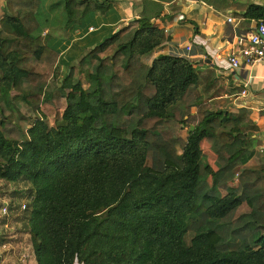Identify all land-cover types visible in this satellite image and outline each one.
<instances>
[{
  "label": "trees",
  "instance_id": "1",
  "mask_svg": "<svg viewBox=\"0 0 264 264\" xmlns=\"http://www.w3.org/2000/svg\"><path fill=\"white\" fill-rule=\"evenodd\" d=\"M74 1L66 0L67 10ZM7 4L0 183L30 189L19 206L0 198L9 201L10 216L26 205L21 216L36 264H264V169L248 165L256 126L204 101L188 59L161 54L147 63L169 41L152 23L157 13L82 57L77 69L88 88L74 79L72 62L49 94L60 52L42 37L40 0ZM242 17L264 20V7L251 5ZM14 90L21 93L13 97ZM15 100L36 112L51 106L52 125L42 115L24 129L13 119ZM184 129L186 140L178 137ZM5 243L1 238L0 248Z\"/></svg>",
  "mask_w": 264,
  "mask_h": 264
},
{
  "label": "crops",
  "instance_id": "2",
  "mask_svg": "<svg viewBox=\"0 0 264 264\" xmlns=\"http://www.w3.org/2000/svg\"><path fill=\"white\" fill-rule=\"evenodd\" d=\"M7 3L0 0V21L10 12ZM65 5L66 0H40L35 14L45 43L60 52L61 72H68L72 62L80 61L131 21L157 13L152 23L166 31L169 41L149 56L147 63L161 54L191 61L200 77L199 93L204 101L255 124L256 130L251 131L257 142L256 156L248 165L264 169V63L234 70L228 61L241 50L238 37L252 32L258 23L242 14L251 5L264 7V0H75L70 15ZM181 15L184 21L179 20ZM14 214L8 219L12 218L15 231L3 246L9 251L5 257L3 253L0 264H9L4 261L11 255L16 258L13 264H36L22 213ZM22 242L26 249L19 247Z\"/></svg>",
  "mask_w": 264,
  "mask_h": 264
},
{
  "label": "rangeland",
  "instance_id": "3",
  "mask_svg": "<svg viewBox=\"0 0 264 264\" xmlns=\"http://www.w3.org/2000/svg\"><path fill=\"white\" fill-rule=\"evenodd\" d=\"M79 61H76L74 63L75 66V72H74V79L75 80H80L85 88H88L89 83L85 77V74L80 73L79 69H77L79 66ZM66 70L64 72H61L59 69L56 72V75L53 79L50 80L47 91L49 94H51L55 89L58 88L59 81L65 76ZM21 92L14 90L12 92V96L16 97L20 94ZM212 103V102H209ZM214 109L217 110V106H215L212 103ZM51 106H44L41 105L40 110L38 112L34 111V109L31 107V105L24 100H19V101H14L13 105V119L15 121H19L21 126L25 129L30 126L33 120H35L37 117H40L42 115H46L48 117L47 123L51 126L53 123V115L50 114L52 113ZM188 135V129H184L178 133V137L182 138L183 140H186ZM204 156L206 158V161L213 167V169H217L215 162H216V156L211 150V146L209 143L206 141H203L201 144ZM254 168V166L252 167ZM257 169V168H256ZM30 189V185H25L24 183H5L2 182L0 183V192L3 193L7 198L10 197L13 199V203L15 206H19L22 204L23 201H27V190ZM14 217V216H12ZM13 220L12 218H9L5 220V218L1 217L0 214V239L3 238L6 240V242H9L8 239L11 237V233L14 232L15 230H12L13 228ZM8 224V228L5 230V226ZM194 236V233L192 231H189L187 236H186V243L190 244V241L192 237ZM21 248H25L24 242L21 243L19 246ZM28 248V247H27ZM26 249V248H25ZM8 248L6 247H1L0 248V259L2 260L3 258V253L4 257L7 255ZM20 251V250H19ZM17 251V252H19ZM6 252V253H5ZM13 252V251H12ZM21 254V252H19ZM18 258V257H17ZM16 258L13 257L12 255L10 256V260H5L4 263L9 262V264L15 263ZM28 264V263H27Z\"/></svg>",
  "mask_w": 264,
  "mask_h": 264
},
{
  "label": "built area",
  "instance_id": "4",
  "mask_svg": "<svg viewBox=\"0 0 264 264\" xmlns=\"http://www.w3.org/2000/svg\"><path fill=\"white\" fill-rule=\"evenodd\" d=\"M179 20L184 21V16L181 15L179 17ZM237 42L238 45L241 47L239 54H231L228 57L229 64L234 70H238L241 65L252 67L254 65L264 63V20L258 21L257 26L252 32L238 37ZM186 50L187 52H190L192 48L188 46ZM246 94L247 92L243 91V95ZM1 201L5 204V206L0 210L1 215H4V218L8 219V217L10 216L9 201H5L0 198V202ZM25 206L26 205L23 204L21 208H19V210H17L16 212L23 213L26 208ZM25 260L26 258L23 259L22 262H25ZM75 264L80 263L76 262Z\"/></svg>",
  "mask_w": 264,
  "mask_h": 264
},
{
  "label": "water",
  "instance_id": "5",
  "mask_svg": "<svg viewBox=\"0 0 264 264\" xmlns=\"http://www.w3.org/2000/svg\"><path fill=\"white\" fill-rule=\"evenodd\" d=\"M187 47L189 46V43L186 45ZM194 127H191V131H194Z\"/></svg>",
  "mask_w": 264,
  "mask_h": 264
}]
</instances>
